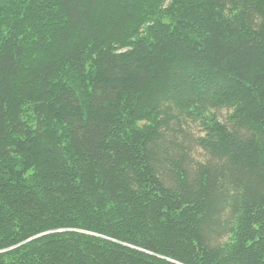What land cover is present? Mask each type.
I'll return each mask as SVG.
<instances>
[{"label": "trees", "instance_id": "trees-1", "mask_svg": "<svg viewBox=\"0 0 264 264\" xmlns=\"http://www.w3.org/2000/svg\"><path fill=\"white\" fill-rule=\"evenodd\" d=\"M0 264H264V0H0Z\"/></svg>", "mask_w": 264, "mask_h": 264}]
</instances>
